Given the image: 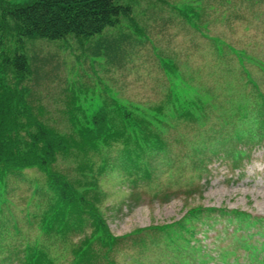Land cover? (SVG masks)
I'll return each instance as SVG.
<instances>
[{"label": "trees", "instance_id": "1", "mask_svg": "<svg viewBox=\"0 0 264 264\" xmlns=\"http://www.w3.org/2000/svg\"><path fill=\"white\" fill-rule=\"evenodd\" d=\"M132 13L131 4L117 0H32L22 4L0 0V183L6 181L4 185L8 187L10 179L24 175L26 169L37 168L45 175L44 186L30 180L38 182L31 203L36 196L42 197L36 203L41 211L26 213L30 223L32 217L39 218L41 235L33 241L13 244L11 251L0 257V264H62L58 254L63 247V251L71 252L67 264H118L117 254L126 250H130L133 264H207V259L214 257L193 244L192 240L199 242L195 222H205L203 215L209 217L216 211L228 215L229 224L235 226L237 248H243L250 261L264 264V257H260L264 241L253 245L257 240L244 235L252 228L264 235V217L247 211L195 206L179 220L115 235L98 207L103 195L99 179L104 174L117 173L118 179L127 181L132 188L155 185L160 190L166 172L170 183L179 181L174 173L181 166L198 176L209 171L214 159H230L235 168L241 166L250 160L252 149L264 150V111L258 103L250 106L239 97L235 108L225 110L229 114H218L213 119L210 113L214 111L209 108L212 97L205 96V92L198 95L197 91L188 100L175 94L173 100L181 101L183 107L174 104L178 107L176 113L162 114L167 103L172 106L174 102H169L168 86L165 104L154 109L138 105L130 108L107 96L97 109L86 113L87 109L78 105L74 97L71 133L60 131L40 117L43 110L39 111L40 104L36 108L29 82L38 67L34 69V61L25 52V40H57L75 35L83 42L118 25L125 16L131 18L135 33H123L120 39L108 42V50L119 60L123 55L118 53L133 40L137 45L142 43L132 37L141 32ZM157 58L168 79H178L183 74L173 58ZM184 75V79L194 78L193 73ZM260 104L264 106V102ZM212 107L218 108L215 104ZM212 120L214 123L196 134V139H176L184 145L191 143L184 161L165 138L167 129L175 125L172 121H183L186 128H195ZM61 155L79 159V177L71 179L55 168ZM165 196L170 200L169 193ZM4 226L0 222L1 233L8 231ZM237 248L236 252L221 250L218 264H230L229 258ZM194 255L201 260L193 259Z\"/></svg>", "mask_w": 264, "mask_h": 264}, {"label": "rangeland", "instance_id": "2", "mask_svg": "<svg viewBox=\"0 0 264 264\" xmlns=\"http://www.w3.org/2000/svg\"><path fill=\"white\" fill-rule=\"evenodd\" d=\"M11 1L22 4L32 0ZM117 2L132 5V17L141 31L132 37L142 42L137 45L133 40L118 53L123 55L119 60H115L116 54L108 50V42L120 39L123 33H135L131 18L125 16L118 25L83 42L75 35L57 40L40 37L25 40V52L34 61V69L38 67L29 78L34 90L33 101L36 108L40 104L39 111L43 110L40 117L46 123L71 133L70 110L72 108L74 113V97L78 105L87 109L86 113L97 109L107 96L130 108L138 105L154 109L165 104L168 86L172 91L171 103L175 94L183 96L182 100L190 99V94L196 95L197 91H200L198 95L205 92V96L212 97L211 107L212 104L218 107H209L214 111L210 113L213 119L218 114H229L225 110L235 108L239 97L250 106L253 102L258 103L264 111L260 104L264 102V0ZM159 55L177 61L183 74L178 79H168L159 66ZM192 73L194 78L184 79V74ZM173 101L172 106L167 103L162 114L176 113V105L183 107L181 101ZM172 122L175 125L167 129L165 138L174 152H180L178 156L184 161L191 143L184 145L176 139H196V134L206 131L214 120L201 127L197 124L195 128H186L183 121ZM78 160L74 155H61L55 168L71 179L77 178L80 176ZM23 172L26 173L10 179L8 187L4 185L6 181L0 183V222L8 230L0 232V245L4 246H0V257L10 252L13 244L33 241L41 235L39 218L32 217L30 223L26 213L41 211L36 203L42 201V197L36 196L32 203L31 197L38 182L44 186L45 175L37 168ZM197 174L181 166L174 173L179 180L174 184L169 182L166 172L160 190L155 185L132 188L127 181L119 180L117 173L104 174L99 179L103 191L99 210L115 235L179 220L195 206L228 211L240 209L264 217V150L261 147L252 149L250 160H245L239 167L235 168L230 159H214L209 163L207 173ZM134 193L138 195L134 197ZM165 193H169L170 200L166 199ZM228 217L216 211L209 217L203 215L205 222H195L199 242L192 240L193 244L205 248L214 257L208 258L207 264H218L221 250L235 249L236 252L235 226L229 224ZM244 235H252L257 240L253 245H261L264 241V235L256 233V228L245 231ZM63 248L58 255H61L60 263L67 264L71 252L63 251ZM237 250L229 258L230 264H260L250 261L243 248ZM129 254L130 250L119 252L118 264H133ZM260 257H264V250ZM195 258L201 260L194 255Z\"/></svg>", "mask_w": 264, "mask_h": 264}, {"label": "crops", "instance_id": "3", "mask_svg": "<svg viewBox=\"0 0 264 264\" xmlns=\"http://www.w3.org/2000/svg\"><path fill=\"white\" fill-rule=\"evenodd\" d=\"M186 30V28H184Z\"/></svg>", "mask_w": 264, "mask_h": 264}]
</instances>
